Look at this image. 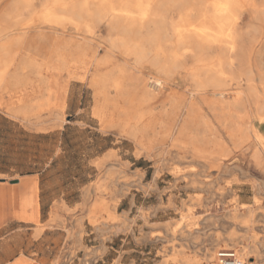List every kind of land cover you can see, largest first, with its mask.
<instances>
[{"label": "rangeland", "instance_id": "1", "mask_svg": "<svg viewBox=\"0 0 264 264\" xmlns=\"http://www.w3.org/2000/svg\"><path fill=\"white\" fill-rule=\"evenodd\" d=\"M101 35L106 41L110 33ZM49 49L23 48L42 78L23 74L22 104L16 93H0V119L49 135L41 139L40 168L51 164L47 174L55 182L46 186L57 191L45 192L44 201H55L38 209V189L0 191V264H218L211 259L222 249L264 264V171L253 152L227 141L217 156L225 157L222 164L194 158L183 149L179 124L169 132L174 124L163 107L182 88L166 89L163 76L145 64L130 73L151 79L156 101L105 102L91 86V65L67 72ZM141 118L135 140L129 128ZM18 130L4 128L9 159L23 139Z\"/></svg>", "mask_w": 264, "mask_h": 264}, {"label": "bare ground", "instance_id": "2", "mask_svg": "<svg viewBox=\"0 0 264 264\" xmlns=\"http://www.w3.org/2000/svg\"><path fill=\"white\" fill-rule=\"evenodd\" d=\"M45 43L67 72L91 65L105 102L156 101L151 79L130 73L149 64L166 89H183L163 107L188 154L222 164L229 141L264 171V0H0V93L23 103V74L42 75L23 48Z\"/></svg>", "mask_w": 264, "mask_h": 264}, {"label": "crops", "instance_id": "3", "mask_svg": "<svg viewBox=\"0 0 264 264\" xmlns=\"http://www.w3.org/2000/svg\"><path fill=\"white\" fill-rule=\"evenodd\" d=\"M8 125H13L17 128L18 138H23L22 140L16 139V155L15 158L9 159L8 154V133L4 131ZM49 135H41L40 133H33L25 130L17 121L8 119L7 117L0 119V167H12L10 170L0 171V191L6 192L7 194L15 193L19 194L28 190L39 191V204L35 203V208H45L52 207L55 199L53 198L51 203H46L44 201V193L50 190L54 193L57 191L55 187L46 186L50 182L47 170L50 167V163L45 164L46 168H40L42 165L40 163L41 153V139H47ZM6 142V143H5ZM31 145L32 147L25 146ZM46 147V146H45ZM18 151V153H17ZM19 152H21L19 154ZM23 152V153H22ZM34 153L33 158H28V154ZM13 162V163H9ZM26 168L27 170H22ZM21 169V170H17ZM10 206V205H9Z\"/></svg>", "mask_w": 264, "mask_h": 264}, {"label": "built area", "instance_id": "4", "mask_svg": "<svg viewBox=\"0 0 264 264\" xmlns=\"http://www.w3.org/2000/svg\"><path fill=\"white\" fill-rule=\"evenodd\" d=\"M218 264H246L236 250L222 249L217 253Z\"/></svg>", "mask_w": 264, "mask_h": 264}]
</instances>
